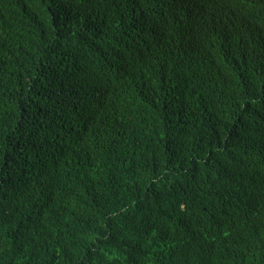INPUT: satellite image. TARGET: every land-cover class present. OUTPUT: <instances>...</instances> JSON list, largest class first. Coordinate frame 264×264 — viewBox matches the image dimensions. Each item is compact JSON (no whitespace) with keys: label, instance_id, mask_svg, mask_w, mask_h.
<instances>
[{"label":"trees","instance_id":"trees-1","mask_svg":"<svg viewBox=\"0 0 264 264\" xmlns=\"http://www.w3.org/2000/svg\"><path fill=\"white\" fill-rule=\"evenodd\" d=\"M159 1L0 0V264H264V0Z\"/></svg>","mask_w":264,"mask_h":264},{"label":"clouds","instance_id":"clouds-1","mask_svg":"<svg viewBox=\"0 0 264 264\" xmlns=\"http://www.w3.org/2000/svg\"><path fill=\"white\" fill-rule=\"evenodd\" d=\"M215 0H163L154 3L150 9L159 18L158 30L163 33L164 44H176L175 36H187L204 26L208 12L213 9ZM177 15L181 24L171 22ZM221 43V42H220ZM223 44L221 43V46ZM255 157L254 159H258ZM254 177V174H253Z\"/></svg>","mask_w":264,"mask_h":264}]
</instances>
